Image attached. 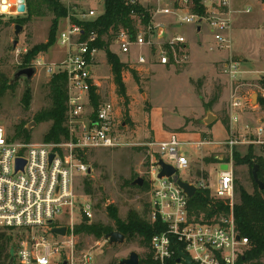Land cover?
<instances>
[{
	"label": "built area",
	"instance_id": "1",
	"mask_svg": "<svg viewBox=\"0 0 264 264\" xmlns=\"http://www.w3.org/2000/svg\"><path fill=\"white\" fill-rule=\"evenodd\" d=\"M61 2L67 15L61 18L62 27L58 26L56 41L66 49V53L64 60L55 68L48 67V72L61 71L66 75L64 126L67 137L57 143H23L12 141L0 125V227L29 232L13 251L14 264H63L64 261L67 264H93L94 255L91 252L76 258L73 233L75 224H89L93 219L92 205L85 200L84 179L91 172L85 158L92 149L121 144L123 123L117 121L114 102L101 100V80L92 74L94 55L99 50L94 45L98 35L93 29L85 31L83 28L84 22L103 13L105 0ZM124 2L130 8L132 29L119 27L111 32V43L114 42L118 53L127 58L121 59L124 63L134 61L139 66L148 62L171 66L186 64L189 60L187 40L183 34L175 33V24L195 23L197 33V24L202 26L204 23L212 39L209 50L229 49L232 45L230 0ZM12 5L11 0H0L1 18L21 14L18 11L20 3L17 2L14 9H11ZM136 7L141 11L138 12ZM197 8L201 11H196ZM104 36L102 39L105 41ZM36 64H40V60ZM238 65V61L230 58L222 62L220 70L232 81L237 80ZM259 79L264 80V71ZM92 92L98 97L96 105L92 103ZM246 106V98L238 94L237 88L232 90L228 100L230 135L218 142L207 139L188 142L196 148L217 144L228 150L225 160L217 156L219 160L214 162L217 172L215 181H210L211 173L207 170L206 178L203 172L200 175L193 172L190 176L191 164L181 148L182 141L177 133H171L164 141L148 144L157 148L149 153L147 219L163 226L162 230L152 235L147 249L152 264H185L186 257L192 264H238L239 257L243 256L248 241L234 230L232 151L243 144L264 147V122L252 126L243 121L242 113ZM159 158L175 167L178 177L194 184L196 190L207 188L213 198L229 201V214L209 222L204 221L203 216L196 219L189 210V198L172 177L158 178ZM16 159L23 161L22 168L16 169ZM222 165L226 168L221 169ZM180 172H186L189 179H183ZM78 200L83 201V206L80 207L79 220L75 222L74 211ZM63 215L68 217V221L63 220ZM84 216L88 221H83ZM51 225L52 228L66 227V233H51ZM236 236H239L238 240ZM96 247H99L98 242Z\"/></svg>",
	"mask_w": 264,
	"mask_h": 264
},
{
	"label": "rangeland",
	"instance_id": "2",
	"mask_svg": "<svg viewBox=\"0 0 264 264\" xmlns=\"http://www.w3.org/2000/svg\"><path fill=\"white\" fill-rule=\"evenodd\" d=\"M230 5L233 30L232 45L229 49H208L212 40L204 23L200 34L195 32V23L175 24L173 26L175 33L183 34L188 39V50L191 53L190 66H185L187 63L182 66L162 64L161 66L155 62L139 66L134 61H128L122 71V79L128 95L127 106L124 104V99L116 93L113 75L104 50L99 49L95 53L92 74L102 81L101 100L114 102L117 121L122 122L123 126L119 146L98 147L86 154L85 161L91 167L87 179L91 180L92 192L90 195L85 193L87 196L85 200L92 205L91 223L99 222L112 226L113 221L107 214V207L116 209L118 217L122 220L130 210L136 211L140 216L148 217L145 206L150 197L149 153L155 152L157 148L148 144L164 141L169 133H177L178 139L182 141L181 148L191 164L190 176L193 172L209 171L210 181H215L217 172L214 170L216 167L214 162L219 160L217 156L225 160L229 154L228 150L217 144L196 148L188 142L199 139L218 142L230 135L220 122H213L214 124L209 128L202 123V119L207 111L220 118H229L228 100L232 90L237 88L238 94L246 98L247 106L242 113L243 121L252 126L264 122V111H261L257 105L258 95L263 93L258 83L259 76L264 71V1L230 0ZM18 11L21 14L16 17L1 18L7 23L0 26V74L6 75L7 78H10L16 69L23 67L24 56L35 44L47 41L53 21L52 14L45 6H40V14L31 17L23 25L17 38L18 43L13 48L15 22L12 20L26 17L25 10ZM58 26L62 27L61 19ZM104 39L109 42L111 50L117 49L116 44L111 43L112 38L108 39V36H104ZM200 43L202 47H198ZM65 53L66 49L55 41L46 52L39 53L29 63L28 66L35 64L37 68L30 86H27L25 79L19 78L13 84L14 88L5 94L0 110V125L4 127L7 135L10 136L14 126L20 122L26 125L33 122L35 113L49 105V90L47 91L45 87L51 78L48 67L55 68L56 64L64 60ZM144 53H146L145 49ZM133 57H136V51L133 52ZM230 58L239 63L237 80L233 81L220 70L222 62ZM37 60H40V64H36ZM132 70H135L138 80L135 79ZM26 88L30 89L32 95L28 109H24L20 101ZM253 93L256 94L257 102L251 101ZM216 95L219 97L218 107L215 109L213 106L208 107V101L212 102ZM45 96L48 98L47 102L44 100ZM125 109L127 115L124 114ZM148 109H153L151 118L153 124L147 113ZM49 125L50 122L35 124L29 130V141L42 142ZM152 125L160 136L162 131L167 133L166 137L161 136L165 139L154 136ZM236 130L239 128L236 127ZM253 146L255 153L264 156V147ZM247 148V144L238 145L237 152L245 154ZM185 173L180 172V175L183 179H189V175ZM137 177L144 179L143 184H148L147 190L131 184ZM236 183L242 185L248 192L253 191L247 165L234 166V184ZM237 201L238 195L235 191V202ZM81 206L83 201L78 200L74 211L75 222L79 220ZM62 218L68 221V217L64 215ZM78 224L81 223L75 225ZM12 233L16 237L14 240L16 246L29 235V232L23 229L13 230ZM75 242L76 258H80L85 252H91L94 255L93 264H117L132 251L141 259L147 252V248L141 246L140 238H133L130 242L125 240L123 244L109 245L104 237L96 238L93 235L79 233L75 234ZM97 242L99 247H96ZM257 264H264V259Z\"/></svg>",
	"mask_w": 264,
	"mask_h": 264
},
{
	"label": "trees",
	"instance_id": "3",
	"mask_svg": "<svg viewBox=\"0 0 264 264\" xmlns=\"http://www.w3.org/2000/svg\"><path fill=\"white\" fill-rule=\"evenodd\" d=\"M264 1V0H262ZM45 6L48 12L53 16V21L50 25L47 41L35 44L28 53L24 56L22 65L28 67L39 53L46 52L50 46L56 41L58 23L61 18L67 15V10L61 0H25L26 17L14 18L12 22L15 24L24 25L31 17L40 14V6ZM140 12V8L136 7ZM196 11H201L197 8ZM130 8L125 4L124 0H105L104 11L91 21L83 23L84 30L93 29L96 31L98 38L94 45L98 49H103L110 65V70L113 75V81L116 86V93L120 98L124 99V104H128V95L126 87L122 79V71L126 67L119 55L111 50L109 42L104 41L102 37L108 36L112 38L111 32L116 31L119 27L132 29V20L129 16ZM4 23L0 17V26ZM33 66V65H32ZM19 67V68H23ZM135 79L138 80L135 70H132ZM10 78L0 74V110L2 108V100L5 94L14 88L13 84L9 83ZM259 87L263 93L258 95L257 105L261 111H264V80H259ZM28 86V85H27ZM29 87V86H28ZM49 90L50 103L48 106L38 110L33 121L38 124L41 122H50L49 128L44 134V142H60L67 137V132L64 126L65 111L67 104V80L66 75L57 71L51 74V78L45 86ZM92 103L97 104V96L92 92ZM45 96L44 100L48 98ZM217 95L212 99L215 101ZM32 99L31 91L26 88L21 97V104L24 109H28ZM212 101V102H213ZM47 102V101H46ZM211 102V103H212ZM211 103H207L210 107ZM125 115L126 109L124 112ZM222 123L226 130H229V120L222 118ZM211 125V124H210ZM208 125V127L210 126ZM29 131L26 129V123L20 122L14 126L13 133L9 136L12 141H20L23 143L30 142L28 139ZM233 164L234 166L247 165L250 178L253 183V191L248 192L242 185H235V191L238 195V201L232 206L233 223L235 232L247 239L248 243L245 247L243 256L238 259V264H257L261 259H264V156L257 154L254 151V146L249 145L245 154L237 152V148L233 149ZM209 161L208 159H205ZM210 162V161H209ZM254 164H257V176L263 183V188L259 189L257 184L252 179L251 170ZM200 175V172H197ZM206 178L207 174L202 173ZM148 184L141 185V189H148ZM84 191L90 195L92 192L91 180L87 177L84 179ZM189 210L196 219L203 216L204 221H211L213 218L220 215H227L230 212L229 201L215 199L210 195L209 189H197L194 195L188 199ZM145 212H148V204L145 206ZM107 214L113 221V225H104L99 222L81 223L73 227V233H84L93 235L96 238L104 237L111 231H118L125 236V240L130 242L133 238H140L141 246L149 248V243L152 235L163 229L159 222H149L145 216H140L136 211L130 210L126 217L122 220L118 217L116 209L107 207ZM12 228L0 227V264L7 263L15 249V236L12 233ZM140 264H152L149 254L146 252L145 257L140 259Z\"/></svg>",
	"mask_w": 264,
	"mask_h": 264
},
{
	"label": "water",
	"instance_id": "4",
	"mask_svg": "<svg viewBox=\"0 0 264 264\" xmlns=\"http://www.w3.org/2000/svg\"><path fill=\"white\" fill-rule=\"evenodd\" d=\"M12 1V0H11ZM20 6L22 7V11L25 10V5H24V0H21ZM19 10V8H18ZM23 26L20 24H15L14 25V36L15 39L13 40V48H15V46L18 43V36L20 34V32L22 31ZM196 30L197 32H199L200 30V24H197L196 26ZM37 73V68L36 66H28V67H23V68H18L16 69L12 76L10 77V84H14L15 81H17L19 78H23L25 79L26 83L28 86H30L33 77L35 76V74ZM251 101H256L257 102V98H256V94H252L251 95ZM216 116L214 114H212L210 111H207L205 114V117L202 119V123L205 124L206 126L212 124L215 120ZM35 122H30L29 124L26 125V129L29 131L33 128V126H35ZM50 159L52 158V155H50L49 157ZM16 163V169L18 168H22L23 166V161L20 159H16L15 161ZM157 165L159 166V173H158V178H163V177H172V180L183 190V192L186 194V196L188 198H191L194 193L196 192V186L194 184H191L187 181L181 180L178 177V174H176V169L175 167H173L172 165L164 162L162 159H158L157 161ZM226 165H222L221 169H225ZM257 169L258 166L257 164H254L251 170V175H252V179L255 182V184H257L259 189L263 188V183L260 181V179L257 176ZM144 183V179L141 177H137L135 180H133L131 182L132 185H137V186H141ZM83 221H88V219L84 216L83 217ZM50 223V222H49ZM51 233L53 234H58V235H64L66 233V227L62 226V227H53L51 229ZM104 239L107 241V243L109 245H116V244H123L125 241V236L118 232V231H111L109 233H107L106 235H104ZM239 239V236H236V240ZM179 261V259H177V262ZM185 264H192V262L190 261V259L188 257L185 258L184 260ZM8 264H14V255L12 252V255L8 261ZM63 264H67L66 261H64ZM117 264H140V259L139 256L136 252H130L129 255L125 258H121Z\"/></svg>",
	"mask_w": 264,
	"mask_h": 264
},
{
	"label": "crops",
	"instance_id": "5",
	"mask_svg": "<svg viewBox=\"0 0 264 264\" xmlns=\"http://www.w3.org/2000/svg\"><path fill=\"white\" fill-rule=\"evenodd\" d=\"M207 30V29H206ZM233 30V29H232ZM202 32V27L200 26V30H199V32H197L198 34H200ZM208 32V31H207ZM210 38H211V36H210ZM186 40H187V48H188V39L186 38ZM212 40V39H211ZM201 44V43H200ZM198 47H202V44L201 45H199ZM118 55H119V57H120V59H123V56L122 55H120L119 53H118V51H117V49L115 48V49H113ZM189 51V56H190V50H188ZM122 56V57H121ZM106 60H107V58H106ZM108 63V62H107ZM156 64H158L157 62H155ZM159 65H161V64H159ZM109 66V65H108ZM162 66V65H161ZM185 66H190V59L188 60V62H187V65H185ZM123 75V74H122ZM101 84H102V81L100 82ZM126 87V86H125ZM126 94H127V92H126ZM101 96H102V93H101ZM221 98V97H220ZM218 101H219V97L215 100V101H213L212 103H211V101H208L209 103H211V106H213L214 107V109H215V107H218ZM153 108V107H152ZM147 113L149 114V116H150V120H151V118H152V114H153V109H148V111H147ZM213 114V113H212ZM215 115V114H214ZM216 116V118H215V120H214V123H216V122H220L221 123V125L225 128V126L223 125V123H222V118H220V117H218L217 115H215ZM243 116H244V114H243ZM243 116H242V120H243ZM225 118H227L228 120H229V118L228 117H225ZM151 123H152V120H151ZM214 123H212L211 125H213ZM153 124V123H152ZM211 127V126H210ZM209 127V128H210ZM209 128H208V130H209ZM152 129L154 130V136L155 137H158V138H162L161 136H165L166 137V135H167V133L165 132V131H162V133H161V136L155 131V128H154V126L152 125ZM225 130H226V128H225ZM226 132H227V130H226ZM171 133H169L168 135H167V138L169 137V135H170ZM181 135H186V134H181ZM163 139H165V138H162V140ZM166 140V139H165ZM161 141V140H160ZM237 148V147H236Z\"/></svg>",
	"mask_w": 264,
	"mask_h": 264
},
{
	"label": "bare ground",
	"instance_id": "6",
	"mask_svg": "<svg viewBox=\"0 0 264 264\" xmlns=\"http://www.w3.org/2000/svg\"><path fill=\"white\" fill-rule=\"evenodd\" d=\"M17 2L21 3V0H12L13 5L11 6V9H14ZM19 9L20 10L22 9V7L20 5H19Z\"/></svg>",
	"mask_w": 264,
	"mask_h": 264
}]
</instances>
